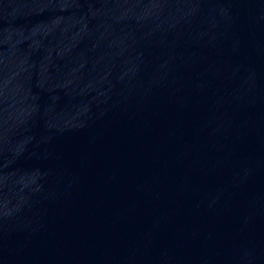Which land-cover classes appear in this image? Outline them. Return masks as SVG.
I'll list each match as a JSON object with an SVG mask.
<instances>
[{
  "label": "water",
  "instance_id": "95a60500",
  "mask_svg": "<svg viewBox=\"0 0 264 264\" xmlns=\"http://www.w3.org/2000/svg\"><path fill=\"white\" fill-rule=\"evenodd\" d=\"M0 264H264V0H0Z\"/></svg>",
  "mask_w": 264,
  "mask_h": 264
}]
</instances>
